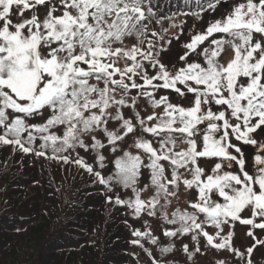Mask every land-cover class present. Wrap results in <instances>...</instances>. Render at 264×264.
Returning <instances> with one entry per match:
<instances>
[{"label":"snow or ice","instance_id":"snow-or-ice-1","mask_svg":"<svg viewBox=\"0 0 264 264\" xmlns=\"http://www.w3.org/2000/svg\"><path fill=\"white\" fill-rule=\"evenodd\" d=\"M225 3L166 0L175 11L164 12L160 0H0V145L75 164L108 192L130 189L133 198L107 202L137 218L159 213L174 226L163 228L170 240L191 234L196 247L183 246L189 260L203 236L252 264L255 245L245 256L232 231L221 233L236 221L264 229V0H232L215 15ZM179 16L205 24L170 62L160 42L184 34ZM170 28L178 29L172 38ZM145 169L149 182L138 187ZM181 186L195 190V201L169 214ZM132 234L152 264H166L145 248L143 241L160 243L151 230Z\"/></svg>","mask_w":264,"mask_h":264},{"label":"trees","instance_id":"trees-1","mask_svg":"<svg viewBox=\"0 0 264 264\" xmlns=\"http://www.w3.org/2000/svg\"><path fill=\"white\" fill-rule=\"evenodd\" d=\"M160 7L175 11V5L166 7V0H160ZM79 151L94 162L93 153ZM143 174L149 176L148 170ZM146 193L151 196V189ZM117 194L123 200L133 198L130 189L119 186L106 191L75 164L0 145V264H152L145 251L132 243L137 239L134 230H151L158 237L159 245L143 241L157 260L188 264L178 255L177 238L168 241L161 234L163 228L174 226L155 224L153 218H142L143 213L137 218L127 206L107 202ZM170 244L173 251L162 256L160 248Z\"/></svg>","mask_w":264,"mask_h":264},{"label":"rangeland","instance_id":"rangeland-1","mask_svg":"<svg viewBox=\"0 0 264 264\" xmlns=\"http://www.w3.org/2000/svg\"><path fill=\"white\" fill-rule=\"evenodd\" d=\"M231 2L232 0H228V3H225L220 8H218L215 15L219 16L222 13V10L229 8ZM193 3H194V0H193ZM43 14L41 12V15ZM208 15H209L208 13H204L205 18H207ZM181 21H186V23L184 26V34L180 36V39L179 40L173 39L171 45L165 44L164 41L160 42L161 45L168 48V51L161 53V55L162 57H167L170 62H179L177 60V57L180 54H182L184 51H186L185 49L181 47V45L189 41L190 35L193 30H201L203 29L204 24H205L204 20H197L193 16H186L184 18H181L178 21V24ZM166 27H169V26H166ZM177 32H178V29L170 28L168 32V37L169 38L174 37L177 34ZM230 54L231 53H229V55ZM120 66L121 67L124 66L123 61L120 62ZM172 95L174 96L175 94H172ZM140 103L143 104L144 102L141 101ZM147 111L150 113L151 109L149 108ZM129 143H131V141H129ZM241 147L245 151L246 155L251 156L252 151L250 150V148L247 147L248 149L245 150V146L241 145ZM148 178L149 176L143 174L142 180L139 182L140 185H138V187H143L146 183H148L149 182ZM141 196L144 197L143 199H148L150 197L149 194H147L146 192H143ZM195 198H196V193L194 189L189 193V192H186L184 188L181 186L179 198L173 200L172 206L169 208V214L177 206H179L181 209L187 207V205L185 204V201L186 200L195 201ZM250 216H251V213L248 210H245V212L241 213L242 218H249ZM142 218H146V219L153 218L155 224H159L160 226L165 225L163 221L160 219L159 213L157 214L156 217H150L146 213H143ZM201 219H203L202 216H201ZM256 222H260V221L257 219ZM250 230L253 232V236H255V239H253V236H249L247 234ZM206 231H208L209 234L215 236L217 229L214 227H206ZM229 231H232L234 233L232 236V246L234 248L238 249L241 253H245V256H247L246 250L250 247H253V245H255V248L251 256L252 264H264V244L256 243L257 240H264V229H258V228L252 229L251 225L246 227V225L244 224L240 226L238 224V221H236L234 224V227L232 228H230L229 225H224L221 236H226ZM162 232L161 234H163ZM164 240H165V243L167 244V239H164ZM171 240H168V241H171ZM176 242H177L176 246H178V251H179L178 255L183 257L185 261L188 260V264H220V262H223V264H246V260H242L238 258L235 255V253L232 251H229L227 249L217 250L211 246H208L203 236L199 237L200 252L197 253L192 260H189L187 255L183 251V246L185 244L188 245L189 251H193L194 248L196 247L195 242L192 241L191 239V234L178 237L176 239ZM215 242L219 243L220 241L216 240Z\"/></svg>","mask_w":264,"mask_h":264},{"label":"flooded vegetation","instance_id":"flooded-vegetation-1","mask_svg":"<svg viewBox=\"0 0 264 264\" xmlns=\"http://www.w3.org/2000/svg\"><path fill=\"white\" fill-rule=\"evenodd\" d=\"M253 152V151H252Z\"/></svg>","mask_w":264,"mask_h":264}]
</instances>
